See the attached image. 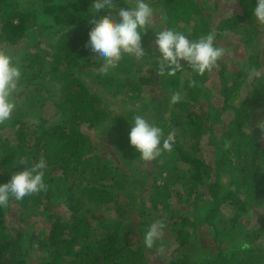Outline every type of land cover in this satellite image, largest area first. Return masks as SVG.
<instances>
[{
  "label": "trees",
  "instance_id": "16d2710c",
  "mask_svg": "<svg viewBox=\"0 0 264 264\" xmlns=\"http://www.w3.org/2000/svg\"><path fill=\"white\" fill-rule=\"evenodd\" d=\"M28 1L0 0V49L21 70L13 96L30 99L15 102L12 129L8 121L0 124V184L43 158L47 189L19 201L10 197L0 207V264H153L146 261L145 251L156 253L158 243L145 246L148 229H141L137 218L142 215L148 224L154 220L150 211L140 213L149 199L169 217L173 231V250L161 256L163 264L264 262V216L256 219L264 215V81L250 75L264 72V42L259 40L264 25L252 12L256 0H236L239 11L221 16L222 4L231 0H146L154 17L142 34L145 57L125 55L107 73L101 72L103 62L87 41L92 20L113 17V9L95 13V0ZM122 2L135 5V0H112L113 5ZM165 28L189 39L215 32L219 47L227 33L239 34L244 55L222 56L203 75L186 63L175 76L160 75L155 31ZM256 39L259 50L249 53ZM190 80L196 85L190 86ZM213 87L224 98L222 107L211 100ZM175 92L182 99L172 104ZM120 94L127 111L115 114L110 107ZM168 102L172 115L162 120L161 111H170L169 105L163 107ZM196 103L207 106L199 111ZM135 106L144 109L137 112ZM45 109L53 113L50 118L39 116ZM227 110L233 117L226 129H218ZM136 115L150 122L156 116L165 137H176L172 150L152 161L141 159L128 139ZM97 126L109 130L93 134ZM204 137L205 145L214 148L210 160L200 155ZM54 187L59 202L53 201ZM256 200L259 205L253 204ZM102 208L117 217L104 220ZM228 231L233 235L222 238ZM133 244L137 249H131Z\"/></svg>",
  "mask_w": 264,
  "mask_h": 264
},
{
  "label": "clouds",
  "instance_id": "9594fccd",
  "mask_svg": "<svg viewBox=\"0 0 264 264\" xmlns=\"http://www.w3.org/2000/svg\"><path fill=\"white\" fill-rule=\"evenodd\" d=\"M112 0H95L92 9L99 13L102 9H115ZM255 21L264 25V0H256L252 9ZM119 20L113 22L110 17L93 19V27L89 30L87 46L90 47L95 58L103 62L102 73L118 66L125 55L137 59L144 58L146 53L142 46V34H146L153 20L154 12L146 0H135V5L127 9H120ZM155 46L159 52L157 57L158 73L160 75L175 76L184 69V64L197 75L213 69L225 49L217 46L216 33L210 32L199 38L189 39L184 32L172 28L155 31ZM251 77L264 81V72L254 70ZM21 77L19 66L13 63L9 53L0 49V124L8 121L16 107L13 93ZM190 86L196 81L190 80ZM182 99L180 92L171 96V103L176 104ZM128 133L129 144L139 152L141 159L152 161L161 156L164 151H171L174 137H165L163 129L143 116L136 115L131 122ZM22 163L25 161L22 159ZM47 161L39 159L30 167L12 174L11 179L0 184V207L7 206L11 198L19 201L24 197L47 189L45 171ZM165 225L162 221L152 223L143 236L146 247L151 248L163 232Z\"/></svg>",
  "mask_w": 264,
  "mask_h": 264
},
{
  "label": "rangeland",
  "instance_id": "374dc122",
  "mask_svg": "<svg viewBox=\"0 0 264 264\" xmlns=\"http://www.w3.org/2000/svg\"><path fill=\"white\" fill-rule=\"evenodd\" d=\"M34 1H36V0H29L28 2L30 3H32V2H34ZM206 2H209L210 0H205ZM236 0H231V2L229 1V2H227V3H223L222 4V11H220V12H218V14H220V16H221V14L223 13V14H225V15H230V14H232V13H235V12H237V11H239V7L238 6H234L233 4H234V2H235ZM29 3H27L28 5H31V3L29 4ZM128 4L129 5H132L130 2L129 3H126V2H122V3H120L119 5H114L116 8L115 9H113V17H110L112 20H113V22H116V21H118L119 20V16H118V12H119V10L120 9H127V8H129V6H128ZM227 4V5H226ZM226 5V6H225ZM216 15H217V13H216ZM32 19V18H31ZM155 21V20H154ZM188 26V24H185V25H183V27H187ZM242 36L241 35H239V34H236V33H234V34H230V33H227L226 34V38H225V40L224 41H220L219 42V45H220V47H222V48H224L225 49V52H224V57H235L236 59H239L240 57L242 58L243 57V55H244V53H243V51H242V48H245V45H239V40H240V38H241ZM259 40H260V43H262V42H264V35H262L260 38H259ZM2 42V41H1ZM1 42H0V44H1ZM258 41H257V39L251 44V45H249V47H248V49H249V53H256L259 49H257V48H259L260 47V44H259V42L257 43ZM262 46V45H261ZM263 46H264V43H263ZM214 72V71H213ZM45 80H46V78H45ZM211 83H215L216 84V80L215 79H213L212 81H211ZM214 88V87H213ZM213 90V94H212V98H211V100H213L215 103H216V105L218 106V107H222V104H223V102H224V98H222V96H220L219 95V90L218 89H216V88H214V89H212ZM41 94V93H40ZM155 96H158V93H156L155 92V94H154ZM153 95V96H154ZM41 97H42V95H40ZM149 96H152L151 95V93L149 94ZM31 98H35L36 99V97H34L33 95L31 96ZM12 99H13V101L14 102H20V101H23V102H30V99H29V96L28 95H26V94H24L23 95V97H12ZM115 100H116V102L113 104V103H111L112 105H111V109H112V111H114V113L116 114V113H121L122 112V110L123 109H125L126 108V106H124V107H122L123 106V104L124 105H126V99L124 98V96H121V94L120 95H118L116 98H115ZM141 100L139 99V100H135V102H134V104L135 103H137V102H140ZM202 104L203 103H199V104H195V109L196 110H199V111H203V110H205V107L207 106V105H203L202 106ZM239 104V103H238ZM170 106V111H161V113L164 115L163 117H162V120H164V119H166V120H169V118H170V116L172 115V112H171V104H169V102H168V104L167 103H163V107H167V106ZM48 108V107H47ZM144 109L143 107H136L135 106V109L137 110V109ZM149 108H151V107H149ZM148 109V108H147ZM25 110H26V108H25ZM126 110V109H125ZM127 111V110H126ZM15 112H17V111H15V108H14V110H13V112H12V114L11 115H13V114H15ZM137 112H138V110H137ZM145 112V111H144ZM225 112V111H224ZM150 114H152L153 116H154V113L152 112V113H149V115L147 116V117H149V116H151ZM184 114H188V112H185ZM53 115V113H49L48 112V109H45V113L44 114H39V116H41V117H47V118H50V116H52ZM145 115V114H144ZM152 116V117H153ZM21 117H24V118H27V117H29V115H21ZM147 117H145V119H147ZM231 117H233V111H230V110H227L226 112H225V114H224V116H223V118H222V121H221V124L219 123V124H216V126H217V128L218 129H222L223 127V129H226V124H227V122L231 119ZM55 118V117H54ZM54 118H51V120H53ZM147 120H149V119H147ZM187 120V117H186V119H185V121ZM54 121H57V118H55L54 119ZM160 120H158V118L155 116V122H153L155 125H157V126H159L158 125V122H159ZM5 123H7V122H4V123H2V124H5ZM8 123L10 124V127H9V129H12V127H11V119H9L8 120ZM108 124H110L111 122H107ZM261 123H263V122H261ZM167 125H168V127H175V123L174 122H167ZM103 126H97V127H95L93 130H92V133L93 134H96V135H99V136H102V135H100L101 133H103L104 132V134L103 135H105L107 132H108V130H106V129H104V128H102ZM84 129H85V127H84ZM8 131V130H7ZM111 131L113 132L112 133V136H113V138L117 141L118 139H119V135L116 133V131H114L113 130V127H112V129H111ZM110 131V132H111ZM2 133H6L5 132V130H3V131H1ZM173 137H174V140L176 139V137L173 135ZM105 138H107L106 136H105ZM205 140H206V137H204L203 138V140H202V144H201V146L203 147V151H202V153L203 154H201V152H200V155H202V158L203 159H207L208 158V160H210V158H212L213 157V146H211V145H205ZM195 142V141H194ZM261 154V153H260ZM232 155V154H231ZM185 167V164H184V162H180L179 163V170H183V168ZM184 171V170H183ZM164 177V176H163ZM162 178V177H161ZM163 179V178H162ZM162 179L160 180V181H162ZM189 181V180H188ZM190 182V181H189ZM191 182H193L192 180H191ZM173 185V184H172ZM55 188V191H56V193H54V198H53V201L54 202H59V195H58V189H57V187H54ZM149 197V196H148ZM148 197H145V198H147L148 199ZM150 198V197H149ZM194 198V200H195V197L194 196H192L191 197V200ZM61 199V198H60ZM186 199H188V198H186ZM63 200V199H62ZM147 202V203H146ZM146 202H144L143 203V208H141L140 209V213L145 209V210H147V211H150L151 212V214L153 215V218H154V220L153 221H150L151 223L150 224H148V222H145L144 221V219H143V216L142 215H140V214H138L137 215V218L138 219H141L142 220V227H141V229H148V227L152 224V223H155V222H158V221H162L163 223H164V225H165V227H164V229H163V232H162V235H161V237L158 239V240H156L157 241V243H158V246H159V248H156V253H153L152 252V250L150 249L149 251H145V256H146V261L147 262H149V263H153V264H163V259H161V256H163V255H165L166 253H168V252H171L172 250H173V247L171 246V245H169V240H173L172 239V228H171V223H170V220H169V217H164L163 216V214L162 213H159L158 212V210H155L154 208H153V206H152V202H151V200L149 199V201H146ZM260 202V200H256L253 204H255V205H257L258 203ZM260 204V203H259ZM258 204V205H259ZM263 204H264V201H263ZM177 205H178V203H177ZM182 206V205H181ZM181 206H180V204L178 205V208H181ZM229 206V205H228ZM228 206H227V208H228ZM57 207V206H56ZM66 207V206H65ZM64 207V209H66L67 210V208H65ZM259 207V206H258ZM182 208H184V207H182ZM227 208H225V210H226V214H229V216H231L232 215V213L231 212H229L228 210H227ZM260 208H262V204H261V206H260ZM11 210H15V208L13 207ZM56 210H60V208H57ZM252 211H254V209L253 208H251V212ZM114 212H113V210H104L103 208H102V210L99 212V215L102 217V218H104V220H107L108 218H110V217H112V219H115L117 216H115L114 214H113ZM263 213H264V211H263ZM260 215H257V217H256V219H258V220H262L261 218H263V214H261V213H259ZM163 216V217H162ZM117 226H115V228H116ZM138 231H140V230H138ZM120 232H122V230H120ZM225 234H226V237L227 236H232L233 234L231 233V232H227V233H224L221 237L222 238H224L225 237ZM239 237V236H238ZM162 238V239H161ZM137 239H140V237L139 236H137V238H136V240ZM130 240H132V239H130ZM133 241V240H132ZM258 243V241H256V244ZM164 244H166L165 246L166 247H161L162 245H164ZM134 245V247H131V249L132 250H135V249H137V245H135V244H133ZM262 246H263V248H264V240H263V243L261 244ZM42 255V254H41ZM40 255V256H41ZM166 256V255H165ZM257 263L258 264H264V262H261V260H260V262L259 261H257Z\"/></svg>",
  "mask_w": 264,
  "mask_h": 264
}]
</instances>
